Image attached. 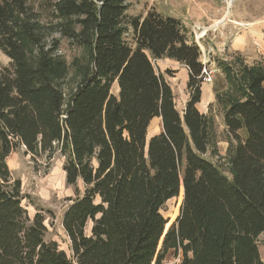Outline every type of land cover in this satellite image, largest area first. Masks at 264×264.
Returning <instances> with one entry per match:
<instances>
[{
  "label": "trees",
  "instance_id": "1",
  "mask_svg": "<svg viewBox=\"0 0 264 264\" xmlns=\"http://www.w3.org/2000/svg\"><path fill=\"white\" fill-rule=\"evenodd\" d=\"M129 5L0 0V49L10 58L0 66V264H162L171 249L177 264H264L263 62L217 58L226 81L217 99L238 141L228 176L207 156L212 122L197 104L194 35L180 17L129 15ZM63 39L78 49L71 60ZM165 57L189 70L183 111L155 66ZM156 117L163 128L152 135ZM19 147L49 159L59 149L67 183L85 185L64 212L71 254L46 239V215L29 209L8 164ZM173 197L180 213L170 221L162 208Z\"/></svg>",
  "mask_w": 264,
  "mask_h": 264
},
{
  "label": "rangeland",
  "instance_id": "2",
  "mask_svg": "<svg viewBox=\"0 0 264 264\" xmlns=\"http://www.w3.org/2000/svg\"><path fill=\"white\" fill-rule=\"evenodd\" d=\"M236 4L238 0H235ZM234 1V3H235ZM130 5L127 10L129 15L144 16L149 9H156L163 15H173L180 17L190 33L194 35L201 29L208 28L210 34L215 31V27L221 28L226 24L232 23L229 18L233 16L234 5L228 8L227 0H129ZM233 3V4H234ZM229 9V13L227 10ZM264 10V0H261V11ZM225 20L219 23L220 20ZM227 31V40L233 36V32L229 28H224ZM231 29V28H230ZM129 41H132V32H127ZM235 35V34H234ZM59 36V35H57ZM208 36V35H207ZM202 39V43L206 46V38ZM61 48L68 60H71L78 49L71 46L67 39H63ZM226 52V50H225ZM225 54V53H223ZM233 52L227 51L225 58L237 56ZM216 57V61H217ZM220 58V57H219ZM232 60V59H231ZM10 58L7 54L0 49V66H8ZM157 70L162 73L165 78L171 83L174 90L175 102L180 111H183L186 97L190 90L187 88V79L183 66L178 62L172 61L168 57L162 59H154ZM217 66L219 67L218 63ZM219 71L213 82L216 79L220 81L222 88L225 82V74L219 67ZM66 87V86H65ZM215 89V88H214ZM112 91L117 92V84L112 88ZM217 89L214 90V99L210 104H207L203 109V113L211 120V129L213 137L208 147L207 156L216 164L219 165L221 170L228 176L230 173V156L233 153V147L236 146L237 140L233 134L230 133L224 118V106L218 102ZM185 100V101H184ZM200 108V104H198ZM150 133L158 132L162 125L160 120H152ZM242 139L246 136L244 130L239 132ZM67 160V155L62 154L59 149L55 150L54 156L49 159L46 156L35 157L30 153L25 152V147H19L13 151L8 158V164L13 171L16 178H20L23 190L29 194V209L31 213L36 210L42 211L46 215L47 234L46 239L51 241L55 240L59 246L71 254V244L66 230L63 228V217L67 206L79 194H82L85 185L79 180L78 185L68 184L66 180V171L64 163ZM180 199L178 197L171 198L162 208V211L170 221H174L180 213ZM92 222L87 224V230H91ZM258 244L261 256L264 260V234L258 236ZM182 260L181 253H177L171 249L163 260L162 264H177Z\"/></svg>",
  "mask_w": 264,
  "mask_h": 264
},
{
  "label": "crops",
  "instance_id": "3",
  "mask_svg": "<svg viewBox=\"0 0 264 264\" xmlns=\"http://www.w3.org/2000/svg\"><path fill=\"white\" fill-rule=\"evenodd\" d=\"M233 7L236 8H234L233 16L229 18L232 23L227 24V26L225 24L224 26H221V28L215 27V31L208 34L206 38V44H208V46H213L215 49L213 57L215 59L216 57L225 58L228 51L242 56L249 64H255L258 61H261L264 64V10L261 11V0H238L237 4L235 1ZM225 27L233 32V36L230 40H227L228 35L226 32L227 30L224 29ZM224 48H226V52H224L225 54L222 53ZM172 61L176 62L175 60ZM178 64L183 66L182 68L185 71L187 83L189 79V70L185 64L179 62ZM223 83L224 85L222 88L220 87V81H218V79H216L215 82L202 83L201 88L203 89V93L201 100L197 103L200 104V110L202 112L206 105L213 101L215 95L214 90L217 89L219 91L224 89L226 81L222 82V84ZM189 97L190 92L185 98L186 101ZM185 106L186 105L184 104L183 107L185 108ZM155 119L160 120L162 125V120L160 118L156 117L152 120ZM162 128L163 127H161L158 132L153 133L161 132Z\"/></svg>",
  "mask_w": 264,
  "mask_h": 264
},
{
  "label": "built area",
  "instance_id": "4",
  "mask_svg": "<svg viewBox=\"0 0 264 264\" xmlns=\"http://www.w3.org/2000/svg\"><path fill=\"white\" fill-rule=\"evenodd\" d=\"M199 29L200 30L195 34V40L201 48L200 59L203 64L201 74L204 82L211 83L212 81H214L215 76L220 69L217 66L216 59L213 57V55L215 54L214 47L206 46L202 43L203 41L202 39H204L208 35V32L210 30L208 28H204V29L199 28ZM225 49L226 48L222 50V53L225 52Z\"/></svg>",
  "mask_w": 264,
  "mask_h": 264
},
{
  "label": "bare ground",
  "instance_id": "5",
  "mask_svg": "<svg viewBox=\"0 0 264 264\" xmlns=\"http://www.w3.org/2000/svg\"><path fill=\"white\" fill-rule=\"evenodd\" d=\"M235 0H227L228 3V8L230 9L232 5H234ZM229 9L227 10V13H229ZM225 20V18L223 20H220L219 23L223 22Z\"/></svg>",
  "mask_w": 264,
  "mask_h": 264
}]
</instances>
